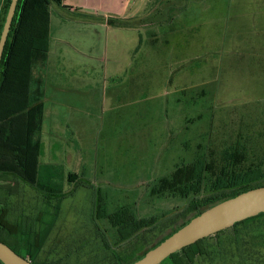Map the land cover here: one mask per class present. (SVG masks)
Instances as JSON below:
<instances>
[{
	"label": "rangeland",
	"instance_id": "rangeland-1",
	"mask_svg": "<svg viewBox=\"0 0 264 264\" xmlns=\"http://www.w3.org/2000/svg\"><path fill=\"white\" fill-rule=\"evenodd\" d=\"M83 3L88 14L117 17L124 10L143 22L127 30L103 22L75 24L63 8L50 4L47 94L58 104L76 99L75 105L93 113L98 161L78 173L66 162L48 164L66 193L46 198L48 205L42 193L22 182L0 189L11 220L33 218L41 209L49 222L52 206L59 204L39 263H109L99 234L112 248L116 237L106 220L93 217L99 193L108 211L127 206L136 219H155L144 239L121 244L133 248L139 241L138 247L148 249L192 216L183 212L188 199L153 193L177 166L202 156L218 164L225 148L239 146L246 165L264 167V0H121L114 9ZM154 19L159 21L152 26L163 33L148 41L143 56L146 43L136 48L140 37H150ZM69 173L87 175L88 182H68ZM205 242L207 255L196 264H264V216Z\"/></svg>",
	"mask_w": 264,
	"mask_h": 264
},
{
	"label": "trees",
	"instance_id": "trees-1",
	"mask_svg": "<svg viewBox=\"0 0 264 264\" xmlns=\"http://www.w3.org/2000/svg\"><path fill=\"white\" fill-rule=\"evenodd\" d=\"M9 2L10 0H5L4 3L0 32ZM51 3L63 8L68 19L81 23L104 21L111 27H133V24L126 19L88 14L80 8L64 5L63 0H18L17 2L0 61V189L9 190L13 183L22 182L42 193L43 203L46 205H48L47 200L51 198L57 200L66 194L61 191V181L60 183L57 181L56 168L38 162L41 150L40 130L44 113V75ZM140 46L141 37L136 50ZM246 161L244 148L242 150L239 146H229L221 152L218 164L202 156L191 164L177 166L170 176L162 177L158 187L153 189V193L188 199L183 212L186 213L185 217L189 213L192 216L183 220L148 249H144L145 245L138 247L143 244L139 241L133 248L130 247L131 249L121 244H130L133 238L144 239L142 233L148 228L153 229L155 219L153 217L136 219L127 206L108 211L103 206L99 193L93 208V217L96 220H106L114 228L116 237L114 245L111 243L114 246L112 248L105 235L99 234L102 245L111 255V260L107 264L134 262L205 209L248 189L264 185V167L246 165ZM82 179L88 182L73 173H69L66 178L68 182L76 183L77 186L78 183L80 184L79 181L83 182ZM59 209L57 203L52 206L49 222H44L41 209L33 218L22 217L11 220L8 218L5 203L0 202V241L31 263L46 264L37 262L36 258L58 217ZM261 216H264V213L239 221L231 227L253 221ZM218 233L208 237L212 239V236ZM208 237L172 253L162 262L196 264L198 257L207 255L205 241Z\"/></svg>",
	"mask_w": 264,
	"mask_h": 264
},
{
	"label": "crops",
	"instance_id": "crops-1",
	"mask_svg": "<svg viewBox=\"0 0 264 264\" xmlns=\"http://www.w3.org/2000/svg\"><path fill=\"white\" fill-rule=\"evenodd\" d=\"M94 5L96 2H102L106 7L115 8L121 2V0H91ZM5 0H0V21L3 15ZM64 5H68L74 8L82 9L84 6L83 0H63ZM82 4V5H81ZM109 8V9H110ZM114 11V10H112ZM117 11V10H116ZM66 14L65 11H62ZM158 12V11H157ZM118 16L117 18H123L128 20L133 24V27L137 28V22H143L142 17L140 16H132L135 18H131L130 16H126L124 14V10H119L115 12ZM107 17V16H106ZM142 19V20H141ZM159 20H152L150 22L152 24L157 25ZM70 22L75 24H83V25H92L96 23H104L108 28H117V29H132V27L124 28V27H111L108 26L104 21L99 22H90V23H81L74 19H70ZM144 25V24H142ZM154 26H152L153 28ZM48 53L47 60L50 61V13H49V23H48ZM150 29L148 35L150 36L147 40L143 41L141 37V46L140 49L144 48L146 43V51L143 54L146 55L149 51L148 41H156L159 38V33H163L162 31H156L157 27ZM155 29V30H154ZM159 32V33H158ZM151 39V40H150ZM145 49V48H144ZM145 58V57H144ZM149 58V57H148ZM147 59V58H146ZM60 90L62 87H57ZM66 92V91H65ZM71 92V91H70ZM75 91H72V93ZM78 93H75L76 95ZM73 95V96H74ZM44 113L40 130V139H41V150L39 155V163H43L41 165L48 164H58L61 163H69L70 172L78 173L83 170H87L86 163L92 162L91 164L96 165V152L93 150L95 143L93 144V121L96 119L93 116V113L89 111L87 108L80 107L75 105L76 99H73L72 104H67L66 102L60 101L61 103L54 102L49 98L47 94V80L44 83ZM84 147H86V151H84ZM89 147V149L87 148ZM93 151V153H92ZM98 157V156H97ZM92 160V161H91ZM46 163V164H44ZM68 171V172H69ZM80 174V173H79ZM86 179L87 175L84 174L81 176Z\"/></svg>",
	"mask_w": 264,
	"mask_h": 264
},
{
	"label": "water",
	"instance_id": "water-1",
	"mask_svg": "<svg viewBox=\"0 0 264 264\" xmlns=\"http://www.w3.org/2000/svg\"><path fill=\"white\" fill-rule=\"evenodd\" d=\"M17 2L18 0H10L0 32V61ZM260 213H264V185L248 189L205 209L130 264H159L172 253ZM0 262L2 264H33L2 241H0Z\"/></svg>",
	"mask_w": 264,
	"mask_h": 264
}]
</instances>
